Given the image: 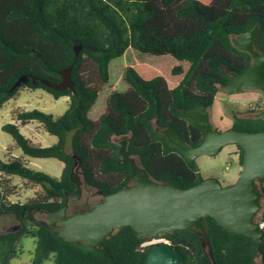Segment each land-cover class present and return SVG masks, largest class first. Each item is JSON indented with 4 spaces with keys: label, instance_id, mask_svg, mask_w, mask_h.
<instances>
[{
    "label": "trees",
    "instance_id": "obj_1",
    "mask_svg": "<svg viewBox=\"0 0 264 264\" xmlns=\"http://www.w3.org/2000/svg\"><path fill=\"white\" fill-rule=\"evenodd\" d=\"M257 23L258 48L264 52V0H0V108L21 88L43 90L55 100L69 97L67 109L56 118L37 109L17 113L21 124L35 121L56 138L50 147L31 144L15 124L2 126L23 155L55 159L62 170L55 179L19 160H0L1 173L41 189L26 204L6 202L0 190V217L11 215L18 222L15 232L0 233V264L20 254L15 248L23 237L36 242L32 264L50 256L54 264H144V241L131 227L109 239L107 259L61 242L30 221L27 211L62 207L64 192L75 189L69 179L75 159L87 184L103 194L127 184L130 168L116 165L118 145L109 141L114 136H130L128 152L144 154L141 165L154 180H178L183 188L200 183L204 177L196 161L154 128L172 126L189 145L201 143L205 127L182 112L197 103L212 107L215 86L228 82L224 69L240 73L248 67L249 55L235 49L230 36ZM127 53H137L145 62L123 69L124 90L104 93L101 86L111 81L112 65ZM70 65L73 93L53 88L61 82L59 72ZM22 77L27 82L10 91ZM262 106L257 103L249 112ZM231 128L259 132L264 120L233 118ZM236 147L241 166L243 151ZM263 183L258 182L264 192ZM206 222L211 259L193 231L163 236L183 255L179 264H256V244L250 238L211 217Z\"/></svg>",
    "mask_w": 264,
    "mask_h": 264
},
{
    "label": "water",
    "instance_id": "obj_2",
    "mask_svg": "<svg viewBox=\"0 0 264 264\" xmlns=\"http://www.w3.org/2000/svg\"><path fill=\"white\" fill-rule=\"evenodd\" d=\"M259 30L260 24L257 23L250 30L230 36L232 46L248 54L250 63L240 73L225 68L228 82L215 86L218 90L229 95L249 91L264 95V52L258 48ZM80 49L81 46L75 47L76 56ZM71 70L72 65L61 70V82L53 88L69 89L73 93ZM27 80V77L19 78L10 91ZM182 113L205 127L199 145H189L172 126H155V132L192 161L200 156L214 157L228 146H239L243 151L242 162L233 183L222 185L215 178H204L196 185L183 188L178 180L156 181L141 165L144 154L134 156L128 152L130 136H120L119 140L111 137L109 141L118 145L116 165L130 168L128 183L113 193L103 194L87 184L80 170V161L75 159L69 176L75 189L64 192L62 207L57 210L36 208L35 212L43 216L41 220L32 218L28 211L30 220L40 224L61 242L99 253L107 259L111 256L106 243L118 231L131 227L138 239L147 243L144 264H179L184 259L183 255L164 241L163 236L193 231L211 259L206 222V218L211 217L227 230L250 238L256 244V264H264V230L258 225L264 208V192L258 184L264 179V130L247 132L229 128L220 131L212 124L211 107L201 103ZM251 117L257 121L264 120V108ZM84 189L94 190V195L100 199L91 208L68 215L69 203L79 200ZM17 229L12 227L6 233Z\"/></svg>",
    "mask_w": 264,
    "mask_h": 264
},
{
    "label": "rangeland",
    "instance_id": "obj_3",
    "mask_svg": "<svg viewBox=\"0 0 264 264\" xmlns=\"http://www.w3.org/2000/svg\"><path fill=\"white\" fill-rule=\"evenodd\" d=\"M139 62H145V59L141 58L137 53H127L123 58L118 59V62L112 65L111 81L107 85L101 86V90L104 93H109L112 90H124L123 69ZM260 102H264V97L259 92L249 91L237 95H229L218 90L211 107L212 124L220 131L229 129L232 126L234 116H253L255 113H249V110ZM68 105L69 97L55 100L50 94L40 89H19L17 94L0 108V160L3 162L19 160L28 168L44 172L52 178L58 179L62 170L60 162L55 159H37L23 155L12 138L2 131V126L15 124L20 133L31 144L50 147L56 142L55 137L49 135L35 121L21 124L16 118L17 113L37 109L56 118L64 113ZM113 138L119 140L118 137L114 136ZM238 154L239 150L236 146H228L214 157L200 156L195 161L204 178H215L222 185H228L237 179L240 172ZM0 190L6 195L5 200L8 203L26 204L37 199L41 194V189L38 186L31 185L19 177L9 176L1 172ZM12 227H18V222L13 216L5 215L0 217V233L6 232ZM35 246L36 242L33 238L23 237L15 248L17 255L20 254L12 258L8 264H32ZM42 264H54L53 256L43 261Z\"/></svg>",
    "mask_w": 264,
    "mask_h": 264
},
{
    "label": "flooded vegetation",
    "instance_id": "obj_4",
    "mask_svg": "<svg viewBox=\"0 0 264 264\" xmlns=\"http://www.w3.org/2000/svg\"><path fill=\"white\" fill-rule=\"evenodd\" d=\"M263 97H264V95H263ZM261 104L263 106H262V108L260 110H262L264 108V102H261ZM247 117H250V116H247ZM247 117L234 116L233 118H247ZM99 199H100V196L94 195V190H86V189H84L83 192H82V196H81V198L79 200L69 203L67 214L69 215V214H71L73 212L85 211V210L91 208L93 205H95L98 202ZM35 209L28 210V211L31 212L32 218L37 219V220L43 219V216L40 215V214H37L35 212ZM52 210H54V209H52ZM55 210H57V209H55ZM28 211H27V215H28Z\"/></svg>",
    "mask_w": 264,
    "mask_h": 264
},
{
    "label": "built area",
    "instance_id": "obj_5",
    "mask_svg": "<svg viewBox=\"0 0 264 264\" xmlns=\"http://www.w3.org/2000/svg\"><path fill=\"white\" fill-rule=\"evenodd\" d=\"M263 188H264V183H263ZM258 225H259L260 229L264 230V208H263L262 213H261V218H259V220H258ZM146 245H147L146 242L142 243L140 246V250L141 251L144 250Z\"/></svg>",
    "mask_w": 264,
    "mask_h": 264
},
{
    "label": "crops",
    "instance_id": "obj_6",
    "mask_svg": "<svg viewBox=\"0 0 264 264\" xmlns=\"http://www.w3.org/2000/svg\"><path fill=\"white\" fill-rule=\"evenodd\" d=\"M61 98H62V97H61ZM55 139H56V138H55ZM55 143H56V142H55ZM55 143H54V144H55Z\"/></svg>",
    "mask_w": 264,
    "mask_h": 264
}]
</instances>
